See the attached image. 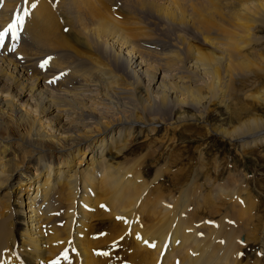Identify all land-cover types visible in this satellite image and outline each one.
I'll return each mask as SVG.
<instances>
[{
  "label": "bare ground",
  "instance_id": "1",
  "mask_svg": "<svg viewBox=\"0 0 264 264\" xmlns=\"http://www.w3.org/2000/svg\"><path fill=\"white\" fill-rule=\"evenodd\" d=\"M6 1L8 3H2L0 10V32L7 27L2 17L8 14L14 15L12 12L17 7L16 5L23 4L13 2L19 0ZM30 1L44 3L39 0ZM218 1L220 3L225 1L230 5L241 3L238 6L241 7L242 13L233 12V20H226V14L222 16L221 11L212 8L220 14V18H224V23L231 24L232 31L223 30L224 25L220 26L223 27L222 31L219 26L216 28L202 19H193V23L188 25L202 34L217 31V36L224 35L227 38L225 45L228 49L218 51L219 56H216L202 53L197 48L188 45L186 52H178L164 65L170 72H174L170 77L162 75L160 68L156 69L152 65V58L146 56L142 48L136 46L128 36L124 35L116 22L97 16L94 6L87 4L90 0L73 1L70 8L73 9L75 18H78V25L71 33V38L87 50L85 52H78L70 39H65L63 35L58 34L60 27L55 21V17L58 16L57 11L59 15L62 12H71L65 3H60L59 10L57 9L53 15L50 14L52 9L43 4H39V7L44 10V15L38 10L31 13V30L43 33L47 38L46 50L42 52L56 51L57 54L54 55L61 58V62L52 67L51 80H59L68 85L69 79H78L83 82L81 89L102 91L103 100L106 104L113 106V112L105 115L102 113L104 108L89 110L79 107L77 99L81 98L76 96L79 92L77 91V94L71 92L73 91V88L69 89L71 87L65 94L47 92L41 89L33 79L31 81L28 77L24 79L25 74L22 69L19 75L9 73L7 70L11 69H6V67H13L12 61L0 58V76H3L0 77V192L2 191L0 197V264H50L52 260V263L59 261L54 259L61 254L65 258H67L65 254H68V257H71L69 259H73V263L68 262V264H78L79 261L74 256L76 253L80 254V258L83 257L81 264H99L94 258V249L92 251L84 239L87 227L80 219L86 220L88 217L85 203L89 200L97 183L102 186L104 194L112 197V206H114L112 195H116L115 192L131 175L126 169L132 170V168L122 166L117 160L119 156L128 151L134 137L135 126L142 125L154 132L157 127L156 118L146 122L145 115L157 109L165 113L171 109L172 112L177 106L184 105L182 97L192 102L191 104L195 103L199 106L204 100L203 91L200 90L203 86L193 87L192 81L187 79L188 76H191L193 81L201 80L203 85L212 91L213 97H217L221 93L228 92L229 87L224 82L225 77L219 75L221 68L225 76L229 75L228 80L226 79L227 81L230 79L229 82L232 76L249 72L251 65L240 61L242 57L237 55L236 48L232 49V47L236 45V38L241 37L243 40L250 38L251 40L248 33L252 29L238 22H256L257 19L259 21V18L264 17V6L259 4V0ZM147 2L139 0L136 4L139 8L147 7L159 11L173 21L182 22V13L187 12L178 0H171L172 3L169 4L172 5L168 9L176 5L177 9L182 11L179 18H177L178 10L173 8L176 11L172 12L158 9L156 5ZM190 18H192L191 15ZM234 23H237L236 26ZM24 35L28 38H25L27 40L34 37L27 31V26ZM210 44L213 46V42ZM22 49L18 46L16 53H22ZM98 52L106 54V60L97 57L101 56L97 55ZM32 56L34 58L35 54ZM27 58L23 56V59H26L25 62L30 59ZM15 68L18 66L13 67ZM183 73L188 76L184 77ZM209 76H211V83L204 80ZM122 82L129 86V90L117 87ZM75 96L77 99H74ZM32 99L34 104L31 102ZM124 100L129 102H123ZM131 101L135 102V105H132ZM67 105L70 107L65 108ZM170 105L173 106L169 108ZM59 107H62L60 108L62 113H57ZM135 111H138V114L142 112L143 115L138 116ZM68 114L71 117L65 119ZM235 114L240 120L239 113L236 111ZM117 129L120 131L117 132ZM261 131H264V125L262 126L255 120H248L239 129L231 132L217 130V133L237 144L239 150L244 152L246 149H252L264 143V135L258 136ZM15 144L24 151V153L19 151L23 157L13 163H11L12 159L8 162L4 161L10 153L7 151L8 146L13 147ZM65 153H73L76 157H82L79 165L74 169L71 168L74 166L59 162L55 164V168H58L56 170L50 159L61 160L67 155ZM112 153H114L113 156ZM35 159H39L36 168L32 165ZM137 165L135 167L140 166ZM32 169H35L34 173ZM68 187L74 189L72 195L69 192V196H62L60 201L70 206L65 211L66 215L59 220L56 209L58 200L53 197V194L58 188ZM141 187L145 190L146 185H141ZM32 190L35 191L33 194H31ZM223 191L229 192L227 189ZM136 193L137 191L126 187L125 194L129 202L121 206L122 210L135 206L136 202L133 197ZM25 199L28 200L25 202ZM151 203L154 209H165L162 206L165 201L160 196ZM151 203L144 201L143 206L151 205ZM240 205H244L242 201ZM173 208L167 233L158 231L146 237L140 233L136 224L134 225V233L142 238L141 242L147 246L154 245L155 251L157 248L158 252L154 251L157 254L156 260L164 245H167V253H172L174 250L180 257L188 259L186 264H236L232 262L233 257L238 256L235 249L236 240L240 234L234 229L236 225L232 229L229 228L231 230L227 228V233L224 232V248L216 247L211 251L203 249L202 254L194 255L191 252L188 256L186 249L190 246L191 238L187 239L184 235L178 236L180 231L179 206ZM241 208L242 206L239 209H233L234 217L240 213ZM213 211L216 212V209L212 208ZM118 212L119 209L114 208V215ZM132 221V216L127 215L123 216L121 222L128 226L132 225ZM236 221L238 220L235 219ZM237 225L239 227L240 222H237ZM159 226L158 229H160ZM149 254L148 264H150V259L152 260V253ZM96 255L99 256V254ZM61 261L59 264L66 262L64 260L65 262L61 263Z\"/></svg>",
  "mask_w": 264,
  "mask_h": 264
},
{
  "label": "rangeland",
  "instance_id": "2",
  "mask_svg": "<svg viewBox=\"0 0 264 264\" xmlns=\"http://www.w3.org/2000/svg\"><path fill=\"white\" fill-rule=\"evenodd\" d=\"M39 1L44 3H33L30 0L13 1L23 4L16 5L17 7L12 12L14 15L8 14L2 17L8 27V24L13 23L17 17L24 16L23 25L18 24L16 27L18 37L13 39L9 34L3 44L0 45V58L9 59L14 66H18L15 69H13L14 66L6 67V69H11L7 71L19 75V71L22 69L25 74L24 79L27 77L29 81L33 79L40 85L41 89L58 95L65 94L73 88L71 92L77 94L78 91L79 94L76 96L81 98L78 100L76 96L74 97L79 102V107L89 110L91 108H104L102 113L105 115L111 114L113 106L106 104V101L103 100L104 94L102 91L96 89L95 91H85L80 87L83 82L78 79H74L75 81L69 79L68 85L59 80H51L52 67L60 63L61 58L54 55L57 54L56 51L48 50V52L43 53L42 51L46 50L45 42L47 38L43 33L30 28L31 13L34 10H38L41 14L44 13L39 4L51 8L50 14L53 15L60 3H65L71 12H62L59 15V11H57L58 16L55 17V21L60 27L58 34L63 35L65 39H70L78 52L87 51L71 38V33L78 25V18H75L73 9H70L71 3L79 0ZM137 1L139 0H90V3L87 4L94 6L97 16L101 19L106 18L114 21V23L116 22L121 32L128 36L136 46L142 48L146 52V56L152 58V65L156 69L159 67V71L166 77L172 76L174 72H170L164 65L174 58L178 52H186L188 45L197 48L202 53L216 56H219L218 51L228 49L225 45L227 38L224 35L217 36V31L202 34L199 30L188 25L193 23V19H202L216 28L224 25V29L220 27L221 30L232 31L231 24L224 23V18H220V14L212 8L221 11L222 16L226 14V20L234 19L232 17L233 12L242 13L241 7L238 6L241 3H231L232 5H230L225 1L220 3L218 0H178L181 1L182 7L186 9V13H182L176 5L168 9L172 5L169 4L172 3L171 0H140L141 2L148 1L147 3L156 5L158 9H166L172 12L178 10L177 18L180 17V12L183 14L182 22H179L167 18L159 11L147 7L139 8L136 4ZM2 3H8V1L0 0V10L2 9ZM259 4L264 6V0H259ZM32 5H35V7H32ZM25 11L29 15H24ZM190 15L192 18H190ZM259 19V21L258 19L255 20L256 22H238L252 29L248 33L252 41L250 38L247 40H243L241 37V39L236 38L237 46L232 47V49L236 48V54L242 57L240 61L251 65L249 72L243 75H234L231 77V82H229L230 79L227 81L229 75L226 74L227 76H225L221 68L219 75L225 77L224 82L229 87L227 88L228 92L221 93L217 97H213L212 91L207 86L205 87L201 80L193 81L191 76L183 73L184 77L188 76L187 79L192 81L191 85L193 87L203 86L200 89L203 91L202 97L204 100L202 103L197 106L182 97L184 105L177 106L172 112L171 109H168L166 113L157 109L145 115L146 122L156 118L157 127L154 132L142 125L135 126L133 130L134 137L128 151L119 156L117 160V162H121L122 166L132 168V170L126 169L131 175L126 178L124 185L120 186L118 191L115 192L116 195H112L114 206H112V197L104 194L102 186L96 184L89 200L85 203L88 217L86 220L79 219L87 227L84 239L92 248V251L94 249V258L99 264H148L149 253H152L150 264H186L188 259L180 257L174 250L172 253H167L166 250L162 261H160L162 250L156 260L157 254L155 252H158L157 248L155 251L154 245L147 246V244L142 243V238L134 233L135 224L140 233L146 237L158 231L167 233L170 228L169 221L174 206H179L180 231L178 236L184 235L187 236V239L191 238L190 246L186 249L188 256L191 252L194 255L202 254L203 249L211 251L216 247L224 248V232L227 233L236 225L234 229L235 231L238 230L239 232H237L240 234L236 240L237 247L235 249L238 256L233 257L232 262L234 261L236 264H264V143L241 152L237 144L217 133V130L231 132L239 129L248 120H255L262 126L264 125V17ZM236 24L234 23L235 26ZM25 25L29 34L34 35L29 40L24 35ZM210 42H213V46L209 45ZM16 45L17 47L21 46V49L23 48L22 53L20 52L21 55L16 53ZM22 54L25 58L30 59L35 54L33 58L35 60H32L34 63L28 58V61L25 62L26 59H23ZM18 55L22 58L17 57ZM97 55V57L104 60L107 58L106 54L100 52ZM207 79L204 80L211 83V76ZM122 83H119L117 87L129 90V86ZM31 102L34 104L33 99ZM123 102L129 101L124 100ZM130 103L135 105V102L131 101ZM172 106L170 105L169 108ZM67 107L70 106L67 105L65 108ZM60 108L62 107L57 109V113H62ZM236 111L240 115V120L236 117ZM137 115L142 116L143 113L140 112ZM69 117L71 116L68 114L65 119ZM118 131L120 130L117 129ZM262 134L264 135V131H261L258 136ZM7 151H10V153L4 161L8 162L12 159L11 163L23 157L19 151L24 153L17 144L13 147L8 146ZM113 155L114 153H112ZM81 158L69 153L61 160H50L53 161L54 168L55 164L62 162L74 166L69 167L75 169ZM38 161L39 159L33 161L34 168L39 163ZM135 165L138 167H135ZM34 171L35 169H32L33 173ZM138 177L140 178L138 179ZM144 184L146 185L145 190L141 187ZM126 187L137 191L133 197L136 204L122 210L121 206L129 202L125 194ZM223 189H227L229 192H224ZM73 191L74 189L70 187L58 188L53 194V197L58 200L56 209L59 220L66 215L65 211L70 206V204L66 205L61 202L60 199L62 196H69V192L72 195ZM34 192L32 190L31 194ZM1 195L2 191L0 197ZM159 196L167 203L162 204L164 210L162 208H152L153 204L151 202L159 199ZM27 200L25 199V202ZM144 201L151 203V205L143 206ZM241 201L244 205H240ZM241 206L240 213L234 217L233 209H239ZM114 208L119 209L118 214L114 215ZM212 208L216 209V212H212ZM127 215L132 216V225L127 226L125 223L115 220L117 216L123 218ZM235 219L238 221L235 222ZM237 222H240L239 227ZM158 225H160V229H158ZM129 229L132 236L126 235L124 238L125 232ZM77 254H74V256L77 257L78 264H81L83 257L80 258V254ZM96 254H99L100 257ZM65 256L67 258L63 257V254L58 255V259H54L59 260L55 261L56 264H59L61 260V263L64 260L67 264L68 262L73 263V259H69L68 254H65ZM165 258L167 259L164 261ZM52 261L50 264L54 263Z\"/></svg>",
  "mask_w": 264,
  "mask_h": 264
},
{
  "label": "snow or ice",
  "instance_id": "3",
  "mask_svg": "<svg viewBox=\"0 0 264 264\" xmlns=\"http://www.w3.org/2000/svg\"><path fill=\"white\" fill-rule=\"evenodd\" d=\"M32 7H35V5H32ZM24 15H29V13L25 11ZM23 23H24V16H19L16 18V20L13 23L9 24L4 31L0 32V45L3 44V41L9 34H11L13 39H16L17 38L16 27L18 24L23 25Z\"/></svg>",
  "mask_w": 264,
  "mask_h": 264
}]
</instances>
